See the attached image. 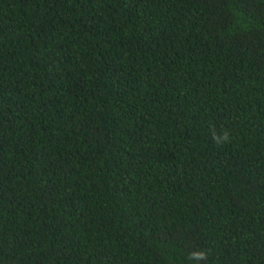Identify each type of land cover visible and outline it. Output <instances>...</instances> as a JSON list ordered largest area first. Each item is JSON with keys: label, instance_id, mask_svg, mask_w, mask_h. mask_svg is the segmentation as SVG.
I'll list each match as a JSON object with an SVG mask.
<instances>
[{"label": "trees", "instance_id": "16d2710c", "mask_svg": "<svg viewBox=\"0 0 264 264\" xmlns=\"http://www.w3.org/2000/svg\"><path fill=\"white\" fill-rule=\"evenodd\" d=\"M0 264H264V0H0Z\"/></svg>", "mask_w": 264, "mask_h": 264}, {"label": "clouds", "instance_id": "9594fccd", "mask_svg": "<svg viewBox=\"0 0 264 264\" xmlns=\"http://www.w3.org/2000/svg\"><path fill=\"white\" fill-rule=\"evenodd\" d=\"M194 255H196V256H198L199 258H205V253H203V252H199V253H196V254H194Z\"/></svg>", "mask_w": 264, "mask_h": 264}]
</instances>
